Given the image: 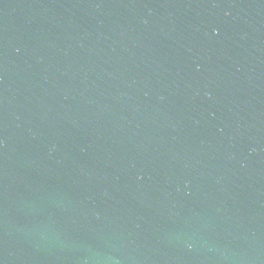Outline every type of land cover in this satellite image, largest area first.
I'll list each match as a JSON object with an SVG mask.
<instances>
[{"label":"water","instance_id":"95a60500","mask_svg":"<svg viewBox=\"0 0 264 264\" xmlns=\"http://www.w3.org/2000/svg\"><path fill=\"white\" fill-rule=\"evenodd\" d=\"M0 264H264V0H0Z\"/></svg>","mask_w":264,"mask_h":264}]
</instances>
